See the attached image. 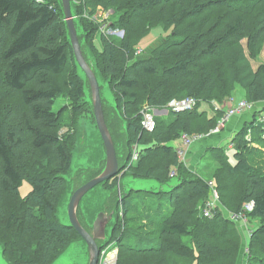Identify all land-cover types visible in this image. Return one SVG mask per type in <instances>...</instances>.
<instances>
[{
  "label": "trees",
  "instance_id": "16d2710c",
  "mask_svg": "<svg viewBox=\"0 0 264 264\" xmlns=\"http://www.w3.org/2000/svg\"><path fill=\"white\" fill-rule=\"evenodd\" d=\"M72 5L99 69L111 78L119 110L128 122L130 150L134 141L142 149L135 163L130 156L124 176L171 181L167 171L178 157L172 142L183 133H208L224 110L209 116L201 109L203 104L227 103L238 86L245 90L246 100L260 104L254 114L264 110V62L257 68L253 65L264 48V0H72ZM100 7L104 12L114 10L109 24L124 29V37L99 34L104 24L95 14ZM152 9L163 14L158 20L173 27V34L181 39L171 40L153 59L129 64L147 34L143 17ZM61 96L70 103L55 111ZM187 96L197 99L192 110L173 112L177 120L156 118L153 132L142 129L145 104L162 109L171 99ZM84 97L59 1L0 0V243L12 264H51L79 237L60 223L57 209L67 188L63 175L77 146L75 129L61 130L67 120L76 125L85 112H91ZM195 126L204 130H194ZM172 129L173 134H168ZM257 143L264 147V121L255 114L230 142L236 163H231L227 145L211 149L216 165L223 163L212 174L181 164L177 185L166 192L177 199L174 208L168 205L167 213L146 226L140 223L142 217L128 215V199L123 200L119 206L123 216H118L110 241L126 252H121L118 264H133L125 260L128 254L134 255L129 258L136 264H181L180 260L193 258L189 264H219L222 258L221 264H236L237 255L234 260L224 246L239 236V221L225 218L223 206L227 203L229 212L240 214L249 202L254 207L245 217L250 225H259L249 235L242 259L247 255L248 264H264V166L258 163L263 149ZM228 177L229 182L239 178L243 185L238 195L224 193L220 182ZM24 181L34 186L25 197L19 191ZM110 183L106 187L118 182ZM213 190L218 191L220 204L207 217L201 209L213 199ZM136 222L159 238L158 247L143 246L140 238L137 244L124 242L127 226ZM20 230L31 232L30 241L15 242Z\"/></svg>",
  "mask_w": 264,
  "mask_h": 264
},
{
  "label": "rangeland",
  "instance_id": "374dc122",
  "mask_svg": "<svg viewBox=\"0 0 264 264\" xmlns=\"http://www.w3.org/2000/svg\"><path fill=\"white\" fill-rule=\"evenodd\" d=\"M77 1L83 3V0H77ZM83 8H84V6H83ZM154 10L155 9H152V12L150 11V13L148 15L143 17V24L146 25L145 28L147 30V34L140 40L139 44L136 47V56L131 61H129V64H132V63L136 62L137 60H143V59H149V58L153 59L156 52L158 50H161L166 44L170 43L171 40L181 39V37L173 34V32H174L173 27H170V28H166V26L164 27L165 24H163L162 22H165V21L158 20V18L163 14L160 11H158L154 14L153 13ZM125 12H126V9H125ZM114 14H115V12L112 9L108 10L107 12L106 11L104 12L103 8H101V7L97 9V12L95 14V19L104 24L100 27L98 32L101 35L103 34V32L109 33V36L116 35L117 38L121 39L125 35L124 34L125 30L124 29H113V28H111L112 25L109 24V20L111 17H113ZM157 15H158V17H157ZM99 34L97 37H99ZM99 43L100 42H98V39H96L95 45L98 48L100 46ZM243 43H244L245 48L247 49V41L244 40ZM246 52L248 53V50ZM257 60L258 61H254V63H253L255 68L258 67V64L260 62L261 63L264 62V48H263L259 58H257ZM192 69L194 70V68H192ZM73 71H74L73 70V63H71V68H70L69 72L72 73ZM79 72L83 75L82 71H79ZM101 80L103 81V79H101ZM102 91H103L104 99L107 102H111L113 100V94L109 90V88L105 82H102ZM244 93H245V91L242 87L238 86L236 88V90L234 91V93L232 95V98L235 100V103L244 100V99L240 98V96L244 95ZM182 95H184V94H181V96ZM180 99H182V98H180ZM69 103H70V101L68 99L61 96L56 101V103L54 105V110L59 111L63 106H65ZM141 104H144V103H141ZM258 105H260V104L257 103L255 105V108ZM155 110H156V114H157L155 116V119L157 118V119H159V121L160 120H167L168 118L177 120L179 118L178 115L173 114L174 111L168 106V103L164 108H162V109L155 108ZM206 110L208 111V107H206ZM164 111H166V113H167L166 115L160 113V112H164ZM187 111H189V110H187ZM262 111H264V110H262ZM91 114L92 113L90 111L85 112L84 116H82L80 118L79 122H77L76 125H73L69 120H67V122H66L67 124H65L61 130V132H65V131L67 132L69 130V128H71V129H75V131L77 133V146L74 150L71 170H70V172L66 173V175H65V177L71 181V187H70L69 191H67V193L65 194L64 199H63L62 203L60 204V206L58 208V212H57L58 219L60 220V222L65 223V224H69V216H68V203H69V201H68V198H69L71 190L76 187V183L78 182L75 179L76 173L78 172L79 169L98 166L99 162H100V158L103 156L101 138L98 134V129H97V126L95 125L94 117ZM238 116H240V115H238ZM260 120H261V117H260ZM240 128H241V125L240 124L236 125V119L235 118L229 119L227 121V124L224 127L225 130L224 129L222 130L223 133L222 132H214V133H211L209 135H205V137L199 139L196 143H193V145L191 146L189 151L187 153L185 152L183 154V156L180 157V155L178 154L176 163H173L167 171L168 177H172V175H173L172 172L174 169H175V171L178 172L181 164H185V165L188 164V166L190 168L193 169V167H194V170L200 169L199 170L200 173L211 172V174H212L213 171H217L216 167L217 166L222 167L223 163H221V164L218 163V165H216L217 160L215 159V154H213L211 149H213V148L216 149V147H218V146H227L228 145V154L230 156L229 158L231 160V163H236V160H235L234 156L232 155L234 152V148L229 149V147H230V142H231L232 138L235 136V134L237 133V131ZM194 130H204V129H201L199 126H195ZM173 132H174L173 129L170 131H167L168 134H173ZM195 133H198V132H195ZM246 138L250 139L251 135H247ZM202 141H205V142H202ZM138 143L139 142L134 141L132 146H134ZM172 145H174L175 147H178V145H180L179 140L172 142ZM257 145L259 147H261V149H263L262 150L263 154H261V157L259 158L260 161L258 163H261L264 166V147L259 145L258 143H257ZM141 151H142V149H140V151H139V157H140ZM209 152H210V154H207ZM132 157H133V154L131 155V158ZM139 157H138V159H139ZM205 157H207V158H205ZM207 159H208V164H207ZM136 161H134V163ZM150 164H152V163H150ZM207 165L214 166V167L209 170V167H207ZM128 170H129V168L127 167L125 169V174ZM223 175L226 176L227 174L223 173L222 176ZM176 176L177 175H175V177ZM228 179H229V177L225 181L223 180L220 182L221 184L225 185L224 193L230 194V195L237 193V195H238L241 192V190L243 189V187H242L243 185H241L239 178H238V180H232L230 182L228 181ZM118 181L122 182L123 184L131 185L134 188L142 189V191H139V192H132V193H136V194H133V197H127V199H128L127 200V208H128V215H131V216L135 215L133 217H137V216H140V218L142 217V219H141L142 222H140V223L141 224L145 223V226L147 224H149V221L155 222L161 216H163L164 213H167L171 208H174V202L177 201V199L175 197H172V194L170 195V194L166 193V190L170 189L172 186H175V184L177 183V180L174 177L171 179V183H170L171 186H169V185L165 186L164 185L162 187V185H160L158 182L154 181L151 178L133 179L132 177H130L128 175H125V176L119 175V176H116L115 178H113L111 180L110 186H112L114 183L116 184ZM215 181H217V180L215 179ZM237 183H238V185H237ZM33 187L34 186L32 184H30L29 181L28 182L24 181L23 185L19 188V191H20L21 195L23 197H25L32 191ZM109 188H106L102 184H99L95 188H93L83 198V200L81 202V207H82L83 215H84L85 220L87 222L90 223V214L92 212H99V211H102L104 209V206H105V204H106V202L110 196V192L112 189V188L111 189H109ZM160 189H163L164 192H160V193L149 192V191H159ZM146 191H148V192H146ZM177 193H179V191H177ZM217 200H218L217 202H218V206H219V204H220L219 193L217 194ZM224 201H227V197L224 199ZM168 205H170V209L168 211H166L168 209ZM223 207H224L223 208L224 209L223 214L225 215V218H227L229 221L237 219L235 217V213H231L226 209L229 207L227 205V203L226 204L224 203ZM201 211H202V209H201ZM119 212H120L119 215L123 216L121 208H120ZM202 214H203V212H202ZM45 218H46V216H45ZM153 219H156V220H153ZM237 221H239V222H237V225H238L237 229H238L239 236L235 237V239L232 240V242L228 243V245H226V247L224 246V248H226L228 251H231L234 254V256H233L234 260H235V257L237 255V258L235 260L236 264H248L247 255H245L244 259H242V255H244L245 252H247V250H248V248L245 249V244L247 243L246 241H248L249 235L253 232V229L257 228L259 224L255 221L256 223H251V225H250V222H248V220H246V219H239V220L237 219ZM140 223L139 222L131 223L127 226L128 229L126 230V232L124 234V238H123L124 242H132L134 244H137V238H140L141 240H143V241H141L142 243H140L143 246L149 245L148 247H152V248L158 247L157 245H159L158 243H160L159 238H157V236L149 235L148 234L149 232L146 233L144 229L140 228ZM146 228H147L146 230L149 231V228H151V227H146ZM68 233H71V232H68ZM236 234H237V232H236ZM116 235H118V233ZM118 236H120V233ZM31 238H32V234L30 231H23V233L21 234V230H20V232H18V234H16L15 242L20 244L21 242L30 241ZM218 239H219L218 241L221 240L220 237H218ZM32 241H35V239ZM232 245H234V246H232ZM230 246H232L233 248ZM116 248L118 250H114V251H118L117 256H118V258L120 256V259H121V252H124V253H126V252H125V250L122 251L118 247H116ZM119 250H121V251H119ZM131 256H134V255L128 254V256L125 258V260L126 261L132 260V263L136 264L137 262L134 259L129 258ZM238 256H239V258H238ZM141 259L145 260L146 258L144 257ZM20 260L21 259L16 260V261H20ZM87 260H88L87 247H86V245L82 239H77L71 244V246L61 255V257L54 264H87ZM193 260H194V258L188 259V260H180V261H181V264H189V263H192ZM224 261H225V259L222 258V261H219V264L223 263ZM0 264H8V262L6 261V259L2 255L1 246H0ZM250 264H252V263H250Z\"/></svg>",
  "mask_w": 264,
  "mask_h": 264
},
{
  "label": "water",
  "instance_id": "95a60500",
  "mask_svg": "<svg viewBox=\"0 0 264 264\" xmlns=\"http://www.w3.org/2000/svg\"><path fill=\"white\" fill-rule=\"evenodd\" d=\"M58 1L63 12L67 39L73 51L77 75L83 81L85 93L84 101L88 103L91 108V115L94 117L95 125L97 126L98 134L101 138L103 156L100 158L98 166L79 169L75 175V179L78 182L76 183V187L71 190L68 198L69 224L60 223L73 228L79 237L73 239L51 264H54L77 239H82L87 247V264H99L102 250L110 244L112 239L113 231L118 220L120 203L132 192H139L142 191V189L134 188L131 185L123 184L119 181L114 187H106L108 182L119 175L131 156L128 122L123 118L119 110L117 98L110 85L111 78L106 79L103 76L97 65L94 54L86 43V33L74 12L72 0ZM79 71H82L83 75ZM101 79H103V81ZM102 82L107 84L109 90L113 94V100L111 102H107L103 97ZM70 170L71 166L68 172H70ZM65 175L66 174H64L63 177L67 181V188L60 204L71 187V181L67 179ZM128 176L133 179H139V177L133 175ZM153 180L162 185V187L164 185L171 186V181L160 183L156 179ZM99 184L112 189L104 209L99 212H92L90 214L89 223L85 220L83 215L81 202L83 198ZM172 188L173 186L166 190V192L170 191ZM149 192L160 193L164 191L160 189L159 191ZM0 246L3 257L8 264H12L5 255L4 246L1 243Z\"/></svg>",
  "mask_w": 264,
  "mask_h": 264
},
{
  "label": "built area",
  "instance_id": "2783aa9c",
  "mask_svg": "<svg viewBox=\"0 0 264 264\" xmlns=\"http://www.w3.org/2000/svg\"><path fill=\"white\" fill-rule=\"evenodd\" d=\"M37 1H42V0H37ZM197 104V99L192 97V96H187L185 98H173L168 102V106L176 113H181L185 112L187 110H192ZM257 103L255 102H249L248 100L244 99L242 101L236 102L233 98H230L227 103L220 104L216 101H213L211 103L214 111L217 110H224V115L220 118L218 123L214 128H212L208 133H183L182 136L179 139L180 145L176 148L177 153L181 156L183 154L189 151L193 143H196L199 139L205 137V135H209L214 132H221L225 125L227 124V121L231 119L232 117L238 115V114H243L247 110H252L255 108V105ZM142 120H141V125L142 129L146 132H153L156 128V119L155 116L156 110L154 107H152L149 104H146L142 111ZM261 120L264 121V113L260 115ZM229 148H233V144L230 145ZM141 147L140 145L136 144L132 148V154L133 157L132 162L136 161L139 157V151ZM172 177H175L177 175V171L175 169L172 172ZM217 190H213V199L210 201H207L205 205L202 207V212L205 216L207 217H212L216 207L218 206V200H217ZM253 202H249L245 204L244 206V213L247 211H252L253 210ZM240 213V214H235V217L239 219H246L245 214ZM115 242L110 243L105 249L102 250L99 264H117V256H113L116 254L118 250L116 248Z\"/></svg>",
  "mask_w": 264,
  "mask_h": 264
},
{
  "label": "crops",
  "instance_id": "0c3cea01",
  "mask_svg": "<svg viewBox=\"0 0 264 264\" xmlns=\"http://www.w3.org/2000/svg\"><path fill=\"white\" fill-rule=\"evenodd\" d=\"M245 91V90H244ZM236 96V95H235ZM237 97V96H236ZM245 97H246V92L244 93V95H241L240 96V98L241 99H245ZM206 107H208V111L206 110ZM262 107V106H261ZM203 111H205V112H208L209 113V116H212L213 114H214V109H213V107H212V105L211 104H209V103H205V104H203V106H202V108H201ZM253 110L254 109H252V110H247V111H245L243 114H241L240 116H234L233 118H231V119H236V125H243L245 122H247V121H249V120H251L252 119V117L256 114V117L259 115H261L262 113H264V111H260L259 112V110L254 114V112H253ZM161 114H167L166 113V111H164V112H160ZM254 114V115H253ZM231 122V121H230ZM230 126V125H229ZM232 128V127H231ZM230 128V129H231ZM234 129V128H233ZM225 130V129H224ZM222 133H223V131H221ZM221 133V134H222ZM219 135V134H218ZM210 139V138H209ZM202 142H205V141H202ZM220 144V143H219ZM218 144V145H219ZM193 169H194V167H193Z\"/></svg>",
  "mask_w": 264,
  "mask_h": 264
},
{
  "label": "bare ground",
  "instance_id": "6f19581e",
  "mask_svg": "<svg viewBox=\"0 0 264 264\" xmlns=\"http://www.w3.org/2000/svg\"><path fill=\"white\" fill-rule=\"evenodd\" d=\"M132 148H133V146H132ZM131 155H132V151H131ZM131 163H133L132 159H131ZM124 171H125V167L120 171L119 175L124 176ZM119 175H117V176H119ZM118 213H119V210H118ZM118 216H119V214H118ZM117 254H118V252L116 254H114L113 256H117ZM117 264H118V256H117Z\"/></svg>",
  "mask_w": 264,
  "mask_h": 264
}]
</instances>
